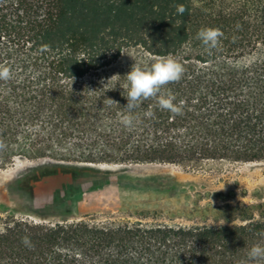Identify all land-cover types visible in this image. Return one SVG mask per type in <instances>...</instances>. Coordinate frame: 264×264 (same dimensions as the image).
<instances>
[{"label": "trees", "instance_id": "1", "mask_svg": "<svg viewBox=\"0 0 264 264\" xmlns=\"http://www.w3.org/2000/svg\"><path fill=\"white\" fill-rule=\"evenodd\" d=\"M204 27L223 32L211 51L196 38ZM168 55L185 69L164 90L184 102L182 114L144 100L126 128L125 76L135 61ZM0 64L14 74L0 81V168L264 162V0H0ZM219 210L233 220L188 226L144 211L53 223L3 213L0 264H241L264 244V205Z\"/></svg>", "mask_w": 264, "mask_h": 264}, {"label": "rangeland", "instance_id": "2", "mask_svg": "<svg viewBox=\"0 0 264 264\" xmlns=\"http://www.w3.org/2000/svg\"><path fill=\"white\" fill-rule=\"evenodd\" d=\"M226 204L264 205V162L123 166L16 160L0 168V214L43 222L156 211L175 223L217 227L233 220L219 210Z\"/></svg>", "mask_w": 264, "mask_h": 264}, {"label": "clouds", "instance_id": "3", "mask_svg": "<svg viewBox=\"0 0 264 264\" xmlns=\"http://www.w3.org/2000/svg\"><path fill=\"white\" fill-rule=\"evenodd\" d=\"M186 11L187 9L184 6H177L178 14L183 15ZM222 36L223 32L219 28L204 27L198 30L196 38L208 51H211L219 45ZM184 72L185 69L183 64L172 55L158 56L152 63L144 66H141L140 63L135 61L131 70L125 76L126 83L122 87L124 89L122 95L127 100V105L124 107L127 114L121 115L120 122L126 128L131 129L136 120V117L132 115L133 111L139 107L144 100L149 99L156 100L161 110L169 111L173 115H181L184 102L180 101L176 103L175 95L172 94L170 90H164L167 85L179 82ZM118 77L120 76L113 75L110 77L105 84V88L107 90L114 89L115 87H109V85L113 81H116ZM13 78L14 74L12 69L4 64H0V81L7 82ZM101 83H103V81H101ZM106 103L108 105L117 104V102L110 98H107ZM145 115L151 116L153 114L151 112H146ZM4 147L3 141H0V149ZM22 242L27 243L28 238L24 237ZM246 257V260L242 261L241 264H264V244H253L247 251Z\"/></svg>", "mask_w": 264, "mask_h": 264}, {"label": "bare ground", "instance_id": "4", "mask_svg": "<svg viewBox=\"0 0 264 264\" xmlns=\"http://www.w3.org/2000/svg\"><path fill=\"white\" fill-rule=\"evenodd\" d=\"M149 169H150V168H149ZM149 169H148V170H149ZM138 170H140V169H138ZM145 170H147V169H145Z\"/></svg>", "mask_w": 264, "mask_h": 264}]
</instances>
